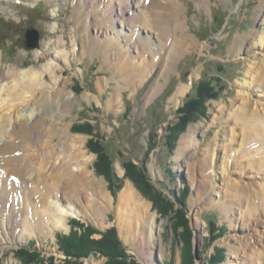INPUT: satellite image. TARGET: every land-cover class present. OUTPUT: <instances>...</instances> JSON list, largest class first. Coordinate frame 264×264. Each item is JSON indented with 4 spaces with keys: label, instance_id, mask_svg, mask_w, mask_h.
Returning a JSON list of instances; mask_svg holds the SVG:
<instances>
[{
    "label": "rangeland",
    "instance_id": "374dc122",
    "mask_svg": "<svg viewBox=\"0 0 264 264\" xmlns=\"http://www.w3.org/2000/svg\"><path fill=\"white\" fill-rule=\"evenodd\" d=\"M77 1L0 0V76L14 69L43 71L50 59L58 58L57 81L67 82V90L59 101L47 97L40 104L39 109L40 112L44 111V118H47L42 127L57 129L52 135L49 149H59L61 152H57L51 162L59 169L65 156H68L67 160L72 161L71 168L77 172L82 166V163L77 162L81 158L79 156L81 152L85 160L89 162L84 169L91 175V179H103L107 184V191L112 197L107 206L109 209L98 216L88 210L90 203H86L85 211L77 207L84 216L82 218L68 216L65 228L60 230L56 228L55 218L50 217L41 225L40 230L38 229L40 220L35 218L36 211L44 210L50 202L56 201L60 209H67L69 204L74 206L72 203L74 199L67 200L64 195L62 198L61 191L54 197L44 196L42 189L46 186H41L39 192L37 188L40 183L32 181H29L30 189L25 192L23 179V185L17 186L12 182L14 175L4 178L8 192L10 193L8 186H15L18 196L7 202V205L11 202L16 204L11 216L7 218V211L5 212L9 223L8 228L0 221V234H3L0 235V264H27L17 255L22 250L40 254V261H42L39 262L40 264H45L48 259H54L57 264H64L66 260H72L71 263H73L75 259H70L64 253L59 242L60 236L68 237L74 232L77 234L83 232L75 224L73 226V221L83 224L84 227H92L101 233L115 228L125 253L138 264H182V254L184 250L188 252L189 249H191L194 264H211V258L217 254L218 250L223 258L219 264H245L248 257L246 254H250L253 248L261 249L262 247L260 240L264 238V224L262 221H259L260 225L248 222L247 210L249 208L255 210L259 207L253 203L243 206L239 199L236 200L226 194L234 190L229 187L232 186L230 183L237 186L249 185L251 187L249 191L243 190L240 193L243 202L248 203V197L254 195V188L261 187L263 177L258 176L263 175L255 171L241 173L242 170L234 167L233 159L229 166L227 165L223 146L226 136L222 129L227 124L229 128H236V123H229L233 120L231 107L238 109L246 95H251V99L258 102L261 109L264 107V87L262 89L249 85L252 75L255 74L253 67H258L264 60V44H261L260 36L250 38L255 31L264 32V6L259 7L262 0H182L184 2L183 19L187 26L186 34L191 36L193 47L190 48L191 44L187 43L184 49L178 50L175 56L177 59L171 63L164 57L169 47L166 49L160 45L154 30L148 28L151 32L149 34L147 29L141 30L137 26L133 32L138 37L145 36L147 33L149 37L146 40L150 42V46L148 44L146 56L142 54L138 58L132 54L134 57L132 56L130 60L135 66L146 64L147 73L144 76L141 74L129 76L123 72L110 70L111 64L119 63L116 62L117 59H112L114 57L112 55H109L106 64L103 63L99 53L81 58L82 38L76 37L80 28L75 23ZM109 1L113 2L108 3ZM114 1L117 0H103L98 7V12L101 14L106 6H113ZM136 1L139 3V0ZM144 4L145 2L142 5ZM144 11L146 10L143 8ZM131 14L133 15L134 11ZM117 17L116 13L111 16L114 25L112 29L108 28L107 36L116 43H120L119 50L126 52L123 40L126 37L125 34L130 35L131 32L129 33L127 28L123 27L122 21ZM132 18H135V15ZM152 23H157L155 18ZM165 26H169V22H166ZM27 27L35 28L40 33L39 47L36 49L19 46L20 40L24 38L23 30ZM84 34L87 33L84 32ZM241 35H247V38L241 43V49L233 53L231 46L234 43L238 44L237 39ZM171 41L170 39L168 43L170 44ZM253 41L256 48L249 52L247 48ZM113 51L114 49H111V52ZM60 52H63L65 57H58ZM45 75L49 84L51 75L48 73ZM203 78L215 80L214 83L225 90L218 100L207 103L208 114L197 122L189 124L187 130L172 144L174 149L170 154L169 146L165 141L167 128L177 124L178 111L184 106L187 98L195 94V88ZM10 88L15 89L12 86ZM114 95L119 101L117 105L109 103ZM68 97L73 100V104L64 110L66 108H61V103ZM20 104L19 101L8 104L0 109V114L8 117V106ZM222 108L225 109L224 113ZM25 116H30L29 107L25 109ZM5 122H7L5 126L0 125V133L4 131L0 137L2 140L0 146L8 140L7 135L12 128V122H9L8 118ZM214 122L216 125H212ZM79 126L81 131L74 130V127ZM236 130L239 129L236 128ZM239 132L237 131L238 134ZM228 133L227 137L231 139L232 134ZM91 139L96 142L101 141L104 152L113 161L112 167L116 175L124 179V186L116 197L109 189L108 180L99 176L94 169L97 154L89 150L87 146ZM44 140L46 138L41 137L40 141ZM70 140L78 142H75L74 147L67 151L63 147ZM237 140L241 141L242 135L238 136ZM41 147L37 145L33 152L43 153L48 150ZM234 147L233 151L236 152L239 146L236 144ZM78 148H80L79 151H77ZM179 148L181 152L177 154ZM210 152L212 154L208 163L211 177L204 179L200 176L199 167L201 169L204 165L208 167V163L205 164L203 161L205 154L208 153L209 157ZM236 155L234 161L235 159L239 161L240 154ZM69 156L72 157L69 158ZM126 162H132L145 169L148 182L166 199V203H162L163 209L170 210V213L160 212L154 207V203L138 190L133 180L125 177ZM245 164L246 162L243 161L242 165ZM5 173L6 171H3V174ZM202 179L209 182L210 187L217 188L213 195L211 192L213 187H209L207 190L203 189L202 193L205 190V195L202 198L199 197L198 187ZM227 183L229 185L225 186ZM127 184L133 185L139 199L145 202L147 207L149 205L153 215L156 214L152 239H149L146 234L143 235L142 228L133 227L132 230L128 225L130 228L128 229L125 222L119 219V196ZM54 185L53 181L48 182V187ZM37 196L40 197L44 206L42 209L36 205ZM232 196L235 197V195ZM49 197L50 199L44 203ZM10 198H12L11 193ZM17 199L20 201V207L17 205ZM31 203L33 207H30ZM181 210H184L189 229L192 231L190 247L184 246L182 242L178 243L180 239L175 241V233L180 234L185 231L183 228L177 231L172 218ZM129 211L131 210L128 212L124 210L125 213ZM229 211L232 214H229ZM259 215L262 213H256L254 217L258 219ZM23 218H27L28 226L31 223L34 235L24 234L19 238L18 235L21 232L24 233L21 227ZM211 220L216 222L217 232L214 236L211 234L213 228L210 224ZM18 226L19 228L16 229ZM101 238L102 235L94 234L91 239L100 240ZM2 248L6 249L4 253L1 251ZM131 258L129 260H132ZM108 261L109 257L101 253H91L87 257H81L77 262L78 264H107Z\"/></svg>",
    "mask_w": 264,
    "mask_h": 264
},
{
    "label": "bare ground",
    "instance_id": "6f19581e",
    "mask_svg": "<svg viewBox=\"0 0 264 264\" xmlns=\"http://www.w3.org/2000/svg\"><path fill=\"white\" fill-rule=\"evenodd\" d=\"M151 1L152 4L150 5ZM263 1L264 0L261 1V4L259 6L260 8L264 6ZM101 2L103 3V0H78L76 2L77 5L75 6V23L77 27L80 28L77 31L76 37H79L80 39L82 38L80 49L81 58H84L87 55H93L94 53H99V55L103 59V63L106 64L109 55H112L114 56L112 57V59H117L116 62L118 61L119 63L114 62L115 64H111V66L109 67L110 70L123 72V74L129 76H134L135 74H141L144 76L147 73L146 64L144 63L142 66H135L134 62L130 59L132 58V56L134 57V55H136V57L138 58L142 54L146 56L148 44L150 46V42L146 40L149 37L147 36V33H151L150 29L148 30V28L154 30V33L158 38L157 40L160 41V45L163 48L166 47L167 49L169 47L164 57L169 59L168 62L170 63L174 62V59H177L175 58V56L177 55L178 50L184 49L187 43L191 44L189 46L190 48L191 46L193 47V40L191 36L186 34L187 26L186 21L183 19L184 2L182 0H143L141 2L139 0V3H137L136 0H117L114 1L113 6H106L100 14L98 12V7H100ZM112 2L113 1H109L108 3ZM144 2L145 4L142 5ZM143 8L146 11L143 12ZM133 11V15H135V18H132V14L130 15V13ZM115 13L122 21L121 24L124 25L123 27L127 28V31L129 33L131 32L130 35L125 34L126 37L123 40V44H125V47L124 45L123 47L126 49V52L119 50V48H121L119 45L120 43H116L113 39H109L107 36V31L109 30L108 28L112 29V26L114 25L111 16H114ZM149 14L152 16H150ZM154 18L157 23H152V21H154ZM100 20H102L103 22H100ZM133 22H135L136 24H132ZM166 22H169V26H165ZM137 26L141 30H148L145 36L142 35L138 37L137 34L133 32L134 29L137 28ZM84 32H86L88 35H85ZM146 36L147 38L144 39V37ZM258 36H260L261 44H264V32L262 33L259 31H255L250 38H257ZM246 38L247 35H241L237 39L238 44L234 43V45L231 46V51L233 53L238 52L241 49V43L245 42ZM170 39L172 41L169 44L168 41ZM254 41L251 43L250 47L247 48L249 52H252L256 48V44ZM58 43L60 45V42ZM166 44H168L169 46ZM111 49H114V51L111 52ZM58 57L63 58L65 57V55L63 52H60L58 54ZM57 59L58 58H54V60L50 59L49 62L44 66L43 71H20L14 69L13 71H9L8 73H6L4 76H0V109H3L6 105L16 101H19V103H21L20 105L8 106V117L3 116L2 113L0 114L1 127L5 126V124L7 123L5 122V120L7 118L9 122H12L11 131L9 132V135H7L8 140H6L5 143L0 146V186H2L1 188L3 189L2 191V189L0 188V221H2V224L6 225L7 228L9 226V223L8 219L6 220L5 212L7 211L8 218L9 215L11 216L12 213H14V209L16 206L15 202H11L10 205H7V202H9L13 198H17L18 194L16 193L15 186H8L12 196V198H10V193L5 186V180L8 177H12L13 175L14 178H12V182L15 185L22 186L23 180L25 181V186L23 188V191L25 192L30 189V182L32 181L33 183H40L39 187L37 188L39 192L41 190V186H46L42 189L44 196L52 195L54 197L58 194L59 191H61L60 194L62 195V198L65 196L64 198H66L67 200L74 199L75 201L74 202L72 200L74 206L69 204L70 206L67 209H60L58 201H56L50 202L48 206H45L44 210L36 211L35 218L40 220V225L38 228L40 230L41 225H43V223L46 222L50 217H52L53 219L55 218L56 228H58L59 230L65 228V226L67 225L66 221L68 219V216L82 218L84 215L82 214V212H79L77 207H80L85 211V207L89 203L90 204L88 205V210L90 212H94L98 216L103 215L109 209L107 206L109 204V200L112 197L111 194L107 191V184L103 179H91V175H89L84 169V166L88 165L89 162L85 160L81 152L79 153V156L81 158H78L79 160L77 162L82 163V166L81 168H78L77 172L73 171V169L71 168L72 161L70 159L67 160L68 156H65L63 164H61L59 169H57L56 166L53 165V162H51L55 154L57 152H61L59 149H49L51 148L52 135L57 129H46L42 127L43 124L46 123L45 120H47V118H44V111L40 112L39 109L41 108L40 104L44 100H46L47 97L59 101L61 96L67 90V82L59 83L60 81H57L56 73L58 72L57 70H59V63H57ZM253 70L255 74L252 75V80L249 85L253 87L255 85L257 88L263 89L264 60H262L261 65H259L258 67H253ZM47 73L51 75L49 84L46 81L47 75L45 74ZM11 86L15 87V89L11 90ZM118 102L119 101L117 96L114 95L113 99L109 103L117 105ZM23 104H26V106H23ZM71 104H73V100L68 97L61 103V108H69ZM254 105H256V107H254ZM27 107H29L30 111L29 117L25 116V109ZM67 108L64 110H67ZM224 111L225 109L222 108V113H224ZM231 112V119L233 120L229 123H236V128L239 130H236V128H229L228 124L223 126L222 132L226 136V140H223L225 155L227 156L226 163L229 166L231 159H233L234 167L242 170L240 171L241 173L246 171H250L249 173H251L252 171H255L257 174L262 173L261 175L263 176H256H258L259 178L263 177V180L261 182L262 184L260 183L261 187L254 188V195L252 197H248V203L243 202L240 193L243 190L249 191V189H251L249 185H243L240 183L241 185L237 186V184L233 185L229 182L232 185L229 187L234 190H232V193L228 192L226 195H229L231 196V198H234L236 200L239 199L241 204H244L243 206L253 203V205L259 207L255 210H251L250 208L247 210L248 222L250 221V224L257 223V225H260L261 222L259 221H262V224H264V107L261 109L258 105V102H254V100L251 99V95H246L239 108L233 109V107H231ZM218 119L219 118H215V120ZM43 120L44 122H42ZM212 125H216L215 122L212 123ZM237 131H240L239 134L237 133ZM228 132L232 134L231 139L227 137L229 134ZM3 133L4 131L0 133V137L3 135ZM241 135L242 140H237L238 136ZM41 137H45L46 140L41 142ZM213 141V144H215V140ZM1 142L2 140L0 139V143ZM75 142L78 141L70 140V142L65 144L63 148L68 151L69 149H72L74 147L73 144ZM236 144H238L239 149H236V152H234L233 150ZM37 145H40V147L41 145H43L41 148H48V150L43 153H41L40 151L34 153L33 151ZM79 150L80 148L77 149V151ZM180 152L181 148H179V153L177 154H180ZM238 153L240 154L239 161H236V159L234 161V158ZM211 154L212 152H210L209 157L208 153L205 154V159L203 161L205 164L208 163V160L210 162ZM72 156H69V158H71ZM243 161L246 162L245 165H242ZM240 162H242V164ZM3 171H6V173L3 174ZM199 171L202 178L210 179L211 172L209 171V163L207 168L206 165H204V168L202 169L201 167H199ZM46 179H48L49 181H53L55 185L48 187L49 181ZM208 183L203 179L200 182L201 186L199 185L198 187V195L200 198L205 195V190L210 187V184ZM229 183L225 184V186H228ZM212 187L213 189L211 192L213 195V192L217 188L215 186H211L210 188ZM203 189L205 190L202 193ZM91 191L92 193H90ZM232 195H235V197ZM138 196L139 195L134 189L133 185L127 184L119 196V219L125 222V225H127L126 228H128V225H130V228H132V230L133 227L142 228V230L144 231L143 235L146 234L149 239H152L155 230L154 225L156 221V214L153 215L151 213L149 205L147 207V204H145V202H142ZM50 197L46 199L44 203H46L50 199ZM17 201V205H19V199H17ZM36 205L41 209L42 207H44L39 196L36 197ZM20 206L21 205H19V207ZM30 207H33L32 203L30 204ZM125 209L126 212H128V210L131 211H129V213H125ZM228 213L232 214L230 211ZM256 213H262V215H259V218L257 219L256 217H254ZM21 224L23 225H21V227L24 233L21 232L18 235L19 238L24 234L34 235V232L31 230V223L30 226L27 225L29 224L27 218H23ZM18 228L19 226L16 227V229ZM40 232L41 231H39V233ZM260 242L262 244L261 249L253 248L251 249L250 254H246L248 257L245 264H264V238H262ZM1 251L2 253H4L6 249L2 248Z\"/></svg>",
    "mask_w": 264,
    "mask_h": 264
},
{
    "label": "trees",
    "instance_id": "16d2710c",
    "mask_svg": "<svg viewBox=\"0 0 264 264\" xmlns=\"http://www.w3.org/2000/svg\"><path fill=\"white\" fill-rule=\"evenodd\" d=\"M224 25V23H223ZM213 79L203 78L195 88V94L187 98L184 106L178 111V121L167 128L165 141L167 146H169L170 154L173 152V143L177 141L179 136L187 130L190 123L197 122L202 117L208 114L207 103L211 100H218L225 90L223 87L216 85ZM216 82V81H215ZM221 82V81H220ZM74 130L81 131V126L74 127ZM88 131V130H86ZM86 133V132H84ZM90 134V133H88ZM89 150L97 154V160L94 164V169L99 176L105 177L110 186L109 189L114 197L117 196L124 186V179L119 178L112 167V159L104 152V147L101 141H95L93 139L89 140L87 143ZM125 168L127 170L125 177L131 178L136 184L138 190L150 201L154 203V207L158 208L163 214H168L170 210H164L162 203H166L159 191H157L154 186L148 182V177L146 175L145 169L140 168L133 164L132 162H126ZM181 201V200H180ZM172 206L171 203H169ZM169 206V207H170ZM182 211V213H181ZM173 218L175 229L178 231L179 228L185 229L182 233H175V241L178 243H184V246L188 245L190 247V242L192 238V231L189 229V222L185 217L184 210H181ZM74 224L81 228L83 232L77 234L72 233L68 237L59 238L60 248L67 254L70 259H75L73 263L72 260L64 261V264H78V259L91 253H101L104 256L109 257L107 264H138L134 261L127 253H125L122 243L120 242L115 228L109 229L106 233H101L92 227H84L77 221H73ZM211 234L214 236L216 231V222L214 220L210 221ZM94 234L102 235L100 240L91 239ZM180 235V237H179ZM92 236V237H91ZM179 237V238H178ZM214 239V237H212ZM187 248V247H186ZM191 249L184 250L182 254V264H194V259L192 258ZM22 261L27 264H40L41 255L34 251H19L17 254ZM220 250L217 254L211 258V264H219L223 258ZM132 260H129V259ZM40 262V263H39ZM45 264H57L54 259H48ZM63 264V263H61ZM80 264V263H79Z\"/></svg>",
    "mask_w": 264,
    "mask_h": 264
},
{
    "label": "water",
    "instance_id": "95a60500",
    "mask_svg": "<svg viewBox=\"0 0 264 264\" xmlns=\"http://www.w3.org/2000/svg\"><path fill=\"white\" fill-rule=\"evenodd\" d=\"M24 38L20 40L19 46L26 49H36L39 47L40 33L32 27L23 30Z\"/></svg>",
    "mask_w": 264,
    "mask_h": 264
}]
</instances>
